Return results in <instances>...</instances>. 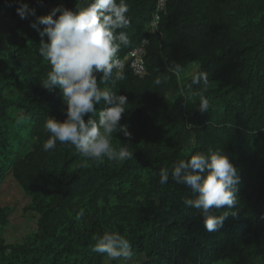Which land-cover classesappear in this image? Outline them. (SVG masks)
<instances>
[{
    "label": "trees",
    "instance_id": "obj_1",
    "mask_svg": "<svg viewBox=\"0 0 264 264\" xmlns=\"http://www.w3.org/2000/svg\"><path fill=\"white\" fill-rule=\"evenodd\" d=\"M125 2L129 43L117 56L148 38V73L139 77L126 62L124 80L104 84L97 74L100 88L127 97L120 122L131 137L113 133L111 143L133 156L112 161L86 159L59 141L42 147L44 121L63 120L66 105L60 90L43 85L51 69L38 52V18L58 5L75 10L76 0H0L14 21L0 37V182L12 172L39 215L23 243L0 237V264H123L92 251L113 230L130 240L132 256L146 257L139 264H264V0H168L155 32L157 0ZM22 3L35 14L22 19ZM174 64H197L207 76L208 112L199 111L200 98L187 108L199 86L183 84ZM157 77L167 82L158 86ZM208 149H224L240 175L238 204L216 210L231 211L216 232L184 206L190 189L171 178L159 184L162 168Z\"/></svg>",
    "mask_w": 264,
    "mask_h": 264
},
{
    "label": "clouds",
    "instance_id": "obj_2",
    "mask_svg": "<svg viewBox=\"0 0 264 264\" xmlns=\"http://www.w3.org/2000/svg\"><path fill=\"white\" fill-rule=\"evenodd\" d=\"M127 12L125 0H76L75 10L58 5L38 18V23L43 25L42 29L38 28L42 38L38 52L51 69L43 85L49 91L60 90L66 105L63 120L49 115L44 121L43 128L49 134L42 145L44 151L54 150L59 141L74 146L86 159L107 157L123 161L133 156L126 146L117 148L111 143L113 133L131 137L127 124L120 122L127 97L107 87L100 88L97 79V74H102L99 80L104 84L125 79V62L117 53L121 45L129 43L123 31L130 26ZM17 13L22 19L35 14L23 3ZM32 26L36 28L37 24ZM170 71L179 75L183 68L174 64ZM166 82L167 78L161 77L154 81L158 86ZM207 84L208 78L203 72L190 74L189 87L199 86L195 95L200 98L201 113L210 108L204 96ZM23 122V117L17 121ZM170 178L191 190L192 196L185 197L183 204L196 210L208 232L218 231L231 212L217 215L216 210H232L238 204L240 175L224 149L195 152L179 159L171 169L162 168L159 184L166 185ZM92 251L112 260H127L132 256L130 240L115 230L98 235Z\"/></svg>",
    "mask_w": 264,
    "mask_h": 264
},
{
    "label": "rangeland",
    "instance_id": "obj_3",
    "mask_svg": "<svg viewBox=\"0 0 264 264\" xmlns=\"http://www.w3.org/2000/svg\"><path fill=\"white\" fill-rule=\"evenodd\" d=\"M13 18L7 10H0V37H4L10 31ZM198 65L193 64L180 73L183 84L190 79V74L197 72ZM1 73V71H0ZM15 87L7 90L8 95L17 94ZM174 98L173 94H169ZM199 97L191 95L189 108ZM38 213L32 207L31 198L27 195L22 185L17 181L12 172L5 175L0 182V237L7 244L23 243L25 239L37 231ZM144 255L131 256L127 260H112L107 257V263L119 262L123 264H139L145 260ZM216 264H232L230 262H218Z\"/></svg>",
    "mask_w": 264,
    "mask_h": 264
},
{
    "label": "built area",
    "instance_id": "obj_4",
    "mask_svg": "<svg viewBox=\"0 0 264 264\" xmlns=\"http://www.w3.org/2000/svg\"><path fill=\"white\" fill-rule=\"evenodd\" d=\"M168 0H157V5L149 25V30L155 32L158 28L162 15L167 11ZM149 39L145 38L132 48L125 56L123 61L129 63L133 73L139 77H143L148 73L146 65L147 48Z\"/></svg>",
    "mask_w": 264,
    "mask_h": 264
}]
</instances>
